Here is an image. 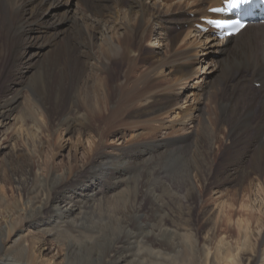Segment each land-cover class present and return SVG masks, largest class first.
I'll return each mask as SVG.
<instances>
[{
    "label": "bare ground",
    "instance_id": "bare-ground-1",
    "mask_svg": "<svg viewBox=\"0 0 264 264\" xmlns=\"http://www.w3.org/2000/svg\"><path fill=\"white\" fill-rule=\"evenodd\" d=\"M220 5V0H0V58H10L11 74L17 76L15 86L7 87L15 88L12 95L0 103V123L24 95L38 132L47 136L62 130L78 143L89 138L93 151L109 134L123 130L127 141L115 145L114 153L103 152L99 168L112 177L119 174L121 180L134 178L159 212L151 230L134 233L120 211L124 201L110 198L77 215L73 195L57 201V190L68 178L65 165L55 172L47 163L46 172H36L31 189L27 177L15 185L4 171L0 264H200L199 251L208 253L205 264H213L206 244L227 231L230 224H223L224 217H233L220 209L214 215L223 223L208 226L201 242L194 215L203 194L220 183H232L237 194L251 196L255 188L263 201H254L264 202V25H247L227 40L195 27L205 17H217L209 9ZM175 23L183 26L175 29ZM154 24L156 37L166 41V53L153 49L163 44L145 46ZM197 47L201 54L194 52ZM216 53L219 59L206 62L215 74L206 80L195 64L198 57ZM259 81L257 101L252 83ZM226 87L231 97L224 100L219 92ZM224 153L228 157L221 175L214 178ZM134 154L138 164L130 160ZM138 169L141 173L134 175ZM172 187L182 192L187 210L181 221L169 211ZM81 192L74 197L94 201L91 190ZM32 219L43 233L22 234V225ZM143 239L156 242L147 244L148 258L140 246ZM124 242L128 247L120 246ZM247 247L252 248L248 239ZM253 251L247 264L257 260ZM116 253L122 257L115 259Z\"/></svg>",
    "mask_w": 264,
    "mask_h": 264
},
{
    "label": "rangeland",
    "instance_id": "rangeland-1",
    "mask_svg": "<svg viewBox=\"0 0 264 264\" xmlns=\"http://www.w3.org/2000/svg\"><path fill=\"white\" fill-rule=\"evenodd\" d=\"M72 1L73 0H69V3H72ZM75 6L76 3L74 6H69V15L74 13V10L76 9ZM60 9V12H64L62 8ZM174 26L175 29H179L181 28L180 26H183V24L175 23ZM38 27L39 26L36 24H33L34 29H37ZM187 27L188 24L185 23V28ZM61 28H63V26ZM151 29L153 36L150 41L146 42V48L153 47L155 43L163 44L161 46L155 45L153 49L166 53V41H163V37L161 39L156 37V34L159 31L157 25L154 24ZM0 35H2L1 29ZM33 49L36 48L33 47ZM196 49L197 50L194 49V52L198 51V53H202L201 47H197ZM205 56L198 57L199 61L195 64V67L201 71L202 75H207L208 79L206 80H210L212 76H214L215 73H213V71L215 70L211 65H209V63L206 62H212V57H214V60L216 61V59L221 57V54H207L206 61L203 59ZM9 59V57L0 58V103L6 97L12 95L11 93L15 88L7 87L15 86V81H17V76H12L11 74L12 72L9 64L11 63V60ZM19 66L20 65L17 67ZM116 67L117 70H119V66ZM22 70L25 71L26 74H30L32 72L31 70H27V68H22ZM56 81L57 78L54 79V85L57 83ZM252 86L257 89L254 95L258 101L261 97L259 90L262 88V85L257 86L256 83L253 82ZM228 87L220 88L219 97L223 98L224 100H227L231 97V89ZM25 91H27L26 88H24L23 92L25 93ZM249 95L250 94H248V97H250ZM23 96L20 99L22 103L16 105L9 112L11 113L9 119L0 123V179L3 178L4 171L9 173L11 176V182L15 185H17V182L20 178L22 179L27 177L29 179L28 187L31 189L36 185V180L34 178L36 176V172H38L40 168V171L43 173L46 172L47 169H45V167L47 163L54 166L55 172L61 171V166L65 165L67 168H69L67 173L68 178L63 182V185L58 188L55 198L57 201H61L65 196L70 194V196L73 195L74 200L77 202L76 212L74 215H77L79 211H82L83 213H89L91 209L90 207H98L112 198L114 201L117 200V203L119 202V204L124 201L120 205V211L122 210L124 219L127 221V224L134 233L151 230L148 227H151V225L155 223L156 220H158L159 215L151 194H148L146 189L142 186H140L138 189L136 187V181H133L134 178H131L130 180L128 178L121 180V178H119V174L112 177L104 171H101L99 168L101 162L103 161V152H105V154L114 153L115 145H121L119 144L120 142L124 143L127 141H124V137L122 136L123 130H118L112 134H109L108 138H105L102 144H100L99 147L93 151L91 149L92 142L89 138L82 139V142L78 143V140L72 137L70 133L66 134L62 130L53 136H47L38 132L39 125L36 119L32 116L31 111L25 107ZM22 108L24 111L21 112ZM58 115L59 114L57 112H55L53 115L55 121L58 119ZM127 133L130 135V131H127ZM227 157L228 156L226 153L221 156L219 165L215 169L214 178H216V175H221V169L223 164L226 162ZM130 160H132L131 162L133 163L139 161L138 156L135 154L131 156ZM138 170L139 171H136L133 174H140L141 169ZM11 185V183L7 184L8 187H12ZM81 190H83L84 193H87L91 190V192L95 194L94 201L90 200L88 196H80V199L74 197L76 196L75 194H80ZM172 190L175 194L172 198L168 199L170 200L169 211L173 218H175L177 221H181L179 218L187 217V210L180 200L182 192L174 187H172ZM8 192L12 193L13 190L9 189ZM235 192H237V189L232 183H220L219 185L210 188L203 194L202 204L198 205L194 215V224L201 231L200 240L201 242L203 241V236L206 234L208 231L207 229L210 226L214 225L216 222H220V224L225 222L223 224H230L227 231L216 233L210 240H208V243L206 244V246L211 250V263L247 264L246 257L254 254L253 250H256L257 260H255L253 264H264V202L259 203L258 201H254L257 198L260 199L259 195H257L259 193H257L255 188L250 192L251 196L249 193L244 191H241L238 194ZM248 195L250 197H248ZM131 199H133V201ZM220 209L229 211L230 215L228 216L233 217L230 218L232 222L228 218L224 217V219L227 221L222 220L223 222L221 223V217L214 215L217 214ZM2 211L4 210L0 206V212ZM202 212L208 213L201 215ZM210 213H213L212 215H214L211 219H209ZM248 225H250V229L246 230ZM85 227L87 226L85 225ZM140 228L143 229L140 230ZM22 229V234L28 231L43 233L38 229L35 219H32L28 222L26 221V224L22 225ZM85 229L87 230V228ZM246 231H251L248 234V237L246 235ZM49 237V239H51V236ZM247 239L252 244V248L247 247ZM52 241L53 239H51L50 243ZM144 242L146 243L144 244ZM201 242L200 245H202ZM142 243L143 245L140 244V246L143 247V254L146 257L148 256L146 252L147 244L150 245H148V247H151L152 245H156V242H153L150 239H143ZM120 246L124 248L127 246V243L124 242V244H120ZM52 254V252H48L47 257H51ZM116 254L114 255L115 259L122 257L118 253ZM207 254L208 253L205 251H199L196 253L200 264H205L203 259L206 258ZM150 261L151 260L149 259V262Z\"/></svg>",
    "mask_w": 264,
    "mask_h": 264
},
{
    "label": "snow or ice",
    "instance_id": "snow-or-ice-1",
    "mask_svg": "<svg viewBox=\"0 0 264 264\" xmlns=\"http://www.w3.org/2000/svg\"><path fill=\"white\" fill-rule=\"evenodd\" d=\"M246 0H228V4L230 8H237L239 5L245 3ZM227 8H216V9H212V11H216V12H223V11H227ZM209 23L216 25V27H225L227 25H233L234 28L233 30L238 32L241 28L244 27L243 24H240L238 21H209ZM238 25V26H237Z\"/></svg>",
    "mask_w": 264,
    "mask_h": 264
}]
</instances>
